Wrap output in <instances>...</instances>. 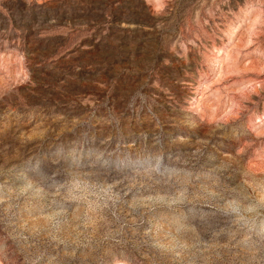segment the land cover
<instances>
[{"label":"rangeland","instance_id":"obj_1","mask_svg":"<svg viewBox=\"0 0 264 264\" xmlns=\"http://www.w3.org/2000/svg\"><path fill=\"white\" fill-rule=\"evenodd\" d=\"M0 264H264V0H0Z\"/></svg>","mask_w":264,"mask_h":264},{"label":"clouds","instance_id":"obj_2","mask_svg":"<svg viewBox=\"0 0 264 264\" xmlns=\"http://www.w3.org/2000/svg\"><path fill=\"white\" fill-rule=\"evenodd\" d=\"M225 211L228 213V214H231V215H234L236 216L237 218H240L242 219V216H241V207L239 205V203L237 201H230L227 205H226V208H225ZM245 211H254V209L252 208H248L246 209Z\"/></svg>","mask_w":264,"mask_h":264}]
</instances>
